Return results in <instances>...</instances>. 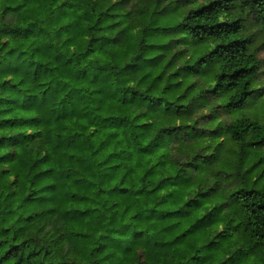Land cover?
Returning <instances> with one entry per match:
<instances>
[{
  "label": "clouds",
  "instance_id": "1",
  "mask_svg": "<svg viewBox=\"0 0 264 264\" xmlns=\"http://www.w3.org/2000/svg\"><path fill=\"white\" fill-rule=\"evenodd\" d=\"M219 4L0 0V264H264V0Z\"/></svg>",
  "mask_w": 264,
  "mask_h": 264
},
{
  "label": "trees",
  "instance_id": "2",
  "mask_svg": "<svg viewBox=\"0 0 264 264\" xmlns=\"http://www.w3.org/2000/svg\"><path fill=\"white\" fill-rule=\"evenodd\" d=\"M197 3L199 4V7L194 9L195 11H200L201 8L203 9H206L208 10V14L209 15H217L220 13V12H226L228 11V8L226 6L224 7H221V5L219 4V0H206V2H203V3H200V0H197ZM218 23H224V24H227V23H230L229 21H221V20H218L217 21ZM235 21H231V23H234ZM165 37H168L169 40L168 42L171 43V39L170 37L173 35V33L171 32H168L166 31L164 33ZM230 42V41H229ZM219 46V45H217ZM154 49H161V48H164L166 47V45L164 44H156V45H153L152 46ZM192 59L194 61H198L199 59H201L202 57L199 55H194L193 53L190 54ZM182 59H187V57H183ZM169 63H171V61H169ZM185 67H190V65H187L185 64ZM179 71V70H177ZM175 72L172 73L173 76H175ZM160 77L157 76V79H159ZM185 83V90H187V88H190L191 85L188 84L187 82V79H185L184 81ZM21 120H24L23 117L20 118ZM17 127H23L25 126L24 124H19V125H16ZM214 131V130H213ZM252 144L256 145V146H261V140H254V141H251ZM252 169L254 170L252 175L258 180L260 177H264V174H260L258 175L256 172V163L254 162L252 164ZM264 171V170H263ZM255 182V181H254ZM252 192H256L257 195H259L258 193V190L257 189H252L251 190ZM253 202L255 204V198H253ZM185 204H187V200L184 201ZM255 208L257 209H261V210H264V204H255ZM215 210V206L213 205L212 206V210L209 211V205H208V202H205V204L203 206L197 204L194 206V211H193V214L190 216V217H187L184 219V223L182 224V231H179L178 232V235L176 236V239H180V237H183L185 236L186 234L188 233H191L193 236H195L197 233L201 234L202 236H206V230L203 229V226L201 225V221L205 219L206 216H210L212 214V211ZM179 211V209H176V208H173L169 211L168 213V219L169 220H172V221H176V217L172 215L173 212H177ZM200 211H204V215H200ZM237 227H239L237 225Z\"/></svg>",
  "mask_w": 264,
  "mask_h": 264
},
{
  "label": "rangeland",
  "instance_id": "3",
  "mask_svg": "<svg viewBox=\"0 0 264 264\" xmlns=\"http://www.w3.org/2000/svg\"><path fill=\"white\" fill-rule=\"evenodd\" d=\"M194 55H199L200 54V52L199 51H195L194 53H193ZM176 75V74H175ZM260 160H264V157H261L260 158ZM260 160H256V161H254L255 163H256V173L258 174V175H260V174H264V165H262L261 164V162H260ZM201 216L202 215H204V211H200V213H199Z\"/></svg>",
  "mask_w": 264,
  "mask_h": 264
}]
</instances>
